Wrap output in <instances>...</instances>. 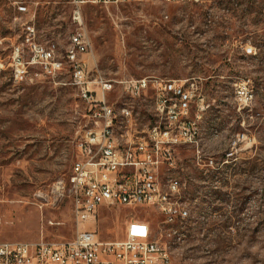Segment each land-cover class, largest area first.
<instances>
[{"label":"rangeland","instance_id":"1","mask_svg":"<svg viewBox=\"0 0 264 264\" xmlns=\"http://www.w3.org/2000/svg\"><path fill=\"white\" fill-rule=\"evenodd\" d=\"M75 11L71 0H0V243L75 237L67 189L57 188L95 127L67 58L82 32L91 50L79 59L93 95L96 80L113 83L107 102L131 108L135 138L159 120L160 89L175 85L192 96L178 125L196 133L159 170L162 186L178 185L175 206L188 217L168 225L154 206L105 207L101 240H124L140 220L170 244L172 264H264V0L84 5L81 23ZM138 79L150 87L134 97L124 82Z\"/></svg>","mask_w":264,"mask_h":264},{"label":"built area","instance_id":"2","mask_svg":"<svg viewBox=\"0 0 264 264\" xmlns=\"http://www.w3.org/2000/svg\"><path fill=\"white\" fill-rule=\"evenodd\" d=\"M145 0H71L77 8L75 18L81 23L79 9L84 5L102 7L120 6ZM166 5L185 2L202 4L220 0H161ZM235 3L237 0H226ZM40 51V49H36ZM91 50L89 39L82 32L74 34L67 49L71 61L73 80L81 98L91 106L94 128L77 145V154L66 185L60 183L58 190L67 189L72 204L75 237L62 242H16L0 243V264H172V252H165V245L154 235L149 223L132 220L126 228L124 240L103 241L98 233L100 212L105 207L123 205L128 207L154 206L166 215L165 224L176 217L186 219L188 211L175 208L179 188L169 181L162 186L159 180L161 166L173 164L175 146L192 142L196 133L180 124L189 112L192 96L182 86H164L156 97L158 121L145 129L141 136L131 134L134 116L129 106L116 112L107 102V95L114 85L109 81H95L100 97L93 95L87 82L81 56ZM20 50L14 53L16 74L21 73ZM43 52V51H42ZM44 68L48 69L49 54ZM53 66L60 67L56 62ZM150 87L147 79L124 82L125 91L134 97ZM171 92V96L169 95ZM178 100L175 102L174 100ZM158 109L168 110V118L158 116ZM121 132V133H120ZM63 194V192L61 193ZM174 229H168L172 236Z\"/></svg>","mask_w":264,"mask_h":264},{"label":"bare ground","instance_id":"3","mask_svg":"<svg viewBox=\"0 0 264 264\" xmlns=\"http://www.w3.org/2000/svg\"><path fill=\"white\" fill-rule=\"evenodd\" d=\"M175 208H176V206H175ZM165 252H171L170 245H165Z\"/></svg>","mask_w":264,"mask_h":264}]
</instances>
